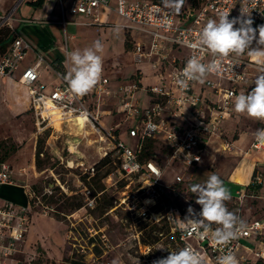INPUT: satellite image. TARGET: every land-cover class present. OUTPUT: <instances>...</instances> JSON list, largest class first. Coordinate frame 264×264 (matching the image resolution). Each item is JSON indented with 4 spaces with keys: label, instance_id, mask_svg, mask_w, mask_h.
<instances>
[{
    "label": "built area",
    "instance_id": "2783aa9c",
    "mask_svg": "<svg viewBox=\"0 0 264 264\" xmlns=\"http://www.w3.org/2000/svg\"><path fill=\"white\" fill-rule=\"evenodd\" d=\"M12 8L0 12V31L7 28L12 32L13 41L5 53L0 50V79L11 80L20 70L21 63L26 59L32 46L25 41L13 26L20 7L25 3L37 4L41 0H14ZM57 10L56 23L64 31V44L60 48L64 54L54 72L58 84L47 85L41 80V65L44 62L39 57L36 64L26 68L21 73L19 83L28 89L31 104L36 115L42 121L57 118L60 121L73 116L83 117L86 125L92 126L103 133L104 142L112 146L111 152H105L102 159L109 155L113 159L120 181H125L122 198L116 202L115 209L121 208L130 216L142 218L147 223L161 224L167 221L171 227V239L155 244H141L140 257H132L141 264H153V261L165 258L170 251H178L185 246H191L200 253L205 264H216L217 257L224 252L231 251L235 256L241 249H245L255 256L256 261L240 256L238 264H264V250L255 253L244 245L246 240H264V218L261 220L244 222L236 239L227 247L216 245L211 234L201 239L196 234L182 233L172 222L169 215H182L173 207L174 199L179 196V185L184 181L177 174L175 179L167 184L164 181L165 168L161 165V156L152 151L145 157L146 145L153 142L165 152L169 164L195 168L203 163L204 153L210 140L218 137L226 117L234 113L233 98L241 92L245 94L255 86L254 80L264 74V57L249 56L245 51L239 57L231 55L225 59V67L235 63L233 69L221 75L211 74L199 88L200 83L192 82L190 87L181 91L176 84V78L186 65L191 50L183 43L184 40H194L209 19H218L220 12H229V19L252 21L251 27L256 30L264 26V0H55ZM245 14H242V11ZM103 12H112L123 19V28L130 37L138 33L144 38L140 41L132 40V57L134 63L141 68L145 63L150 64L157 74V83L143 88L138 78L128 84L119 86L115 91H109V79L103 78L94 87L90 98L75 96L68 90L64 79L70 63L67 59L68 26H85L102 28ZM235 27H240L237 23ZM254 40L252 49L264 48ZM204 62L212 57L204 53ZM257 59L261 62L257 63ZM103 73V71H102ZM146 91L151 98L148 106L142 107L135 99L140 91ZM204 90L212 91L216 101L207 100ZM113 97L116 101L117 112L123 117L124 124L129 125L126 130L128 142L119 139L116 126L105 129L101 124L104 98ZM253 149L260 150L262 144L255 141ZM112 155V156H111ZM96 168L88 170L94 175ZM13 170L6 162H0V185L14 184ZM109 179H112L111 177ZM135 182L136 190L132 185ZM254 183L264 187L262 173H257ZM90 194V192H88ZM33 201V194L28 192ZM87 206L93 208L94 199L87 197ZM159 207H164L163 210ZM45 213V212H44ZM45 215L48 216L46 212ZM159 217V218H158ZM29 209L9 201L0 202V264H20L14 256L23 252L27 232L31 225ZM240 220V219H239ZM242 221V220H240ZM218 227L212 224V229ZM95 235H99L98 232ZM95 237V236H93ZM103 244L102 249L109 250L108 238L102 234L98 236ZM71 238L68 237V240ZM136 246H129L132 250ZM34 259H31L33 261ZM31 261L28 264H31ZM136 264V262H135Z\"/></svg>",
    "mask_w": 264,
    "mask_h": 264
},
{
    "label": "rangeland",
    "instance_id": "374dc122",
    "mask_svg": "<svg viewBox=\"0 0 264 264\" xmlns=\"http://www.w3.org/2000/svg\"><path fill=\"white\" fill-rule=\"evenodd\" d=\"M33 12L23 7L18 11L17 16L27 17ZM51 29L56 33L58 45L61 46L64 43V31L57 26ZM98 32L96 27L89 29L68 26L66 33L69 37V51L76 47L81 50L91 47L100 36ZM119 33L120 31L118 35ZM10 39L13 40V37ZM110 44L111 47L114 45L112 39ZM117 46L119 47V44ZM32 51L33 48L25 59L26 63L38 58ZM119 68L121 72H117L118 76L131 74L129 66L122 63L118 66V70ZM112 71L110 75L114 74ZM8 88L11 94L0 97V100L2 99L0 102L7 110L10 108L16 112L6 118L3 111H0V144L2 145L0 158L4 157L8 152L6 150H9L11 146L16 147V150L10 153L4 162L8 163L13 170V182L22 187L19 200L22 205L19 203V206L29 209L31 216L47 212L48 216L66 224L69 230L68 237L71 236L69 240L67 238V241H64L59 226L54 227L48 221H41L38 224L41 231L53 233L49 242L54 245L53 250H57L54 255L57 260L40 257L43 260L39 261V257H36L31 261L33 257L28 256L31 253L24 252L14 256L15 260H20V264H28L30 261L31 264H135V262L141 264L124 255V246H136L132 250V256L140 257L138 241L141 244H155L172 240L173 224L166 220L161 224L153 225L154 223L142 221L140 217L130 216L121 208L115 209L116 202L123 196L126 183L120 181L112 157H108L110 162L107 164L101 162L103 154L112 150L109 142L102 140V132H98L90 125L81 128L82 123H78L75 116L64 121L55 117L43 122L32 107L26 87L19 84L15 78ZM235 116L234 121L237 127L240 123L251 122V118L246 115ZM102 123L105 125L106 120L104 119ZM235 123H229L230 130L236 126ZM128 128L129 125L122 127L123 131ZM125 138V142H128L127 133ZM4 146L6 150L3 149ZM154 151L162 157L161 165L165 168L164 181L167 184L171 183L177 174L184 179L178 186L179 196L174 199L173 207L185 216L189 206L199 213L201 206L195 203L196 197L189 191V185L205 183L214 171L208 167L204 169L197 166L186 169L176 163L169 164L166 152L159 145H155ZM38 152H41L40 157H37ZM91 167L96 168L94 175L88 174ZM110 177L112 179H109ZM132 188L136 190L135 182ZM28 192L33 194V201L29 198ZM87 197L94 199L93 208L87 206ZM247 198L243 209L253 208L257 204V200L251 195ZM80 202L83 208L78 211H73L69 207L71 203ZM229 206L231 210L232 206L235 207L232 203ZM159 209L163 210L164 207ZM256 210L260 209L256 208ZM163 212L165 215L166 211L163 210ZM97 232L99 235H95ZM102 234L108 238L109 250L102 249L104 247L98 237ZM41 244L37 243L31 247V250L34 249L38 254L39 250L43 252Z\"/></svg>",
    "mask_w": 264,
    "mask_h": 264
},
{
    "label": "crops",
    "instance_id": "0c3cea01",
    "mask_svg": "<svg viewBox=\"0 0 264 264\" xmlns=\"http://www.w3.org/2000/svg\"><path fill=\"white\" fill-rule=\"evenodd\" d=\"M41 1V4L38 5L31 3L23 4L20 7V10L23 7H26L29 12H34L27 17L17 16V19L20 20L21 18L23 19V22L18 21L14 22L13 24V26L16 27L19 35L32 46V53L36 54L38 58L30 63H26L24 60L21 63L20 70L15 74L13 79H0L1 98L11 94L10 89L8 88L11 82L16 78L19 83V78L23 70L34 66L39 57H42L44 60L40 68L42 82L47 85L59 83L56 79L53 67L55 66L54 64H57L64 59V54L60 49L64 43L61 44V46L58 45L57 35L51 29L54 26L60 27L59 24L56 23L58 18L56 1ZM14 3V0H0V12H8ZM102 19L107 25L102 28H96V30L99 31L98 33H100V36L99 38H96V41L100 40L104 45V51L101 53L103 58L102 77L109 79V85L107 86L108 90H117L119 86L128 84L136 79L138 74V78L141 80L143 88H147L150 85H155L158 81L157 74L152 70L150 64L145 63L141 68H139V66L134 63L132 57V43L134 41H140L144 37L138 33H133L129 37L127 31L123 28V25L126 24V22L112 12H103ZM71 26L75 28H93L85 26ZM117 26H119L120 29L119 35L116 32H113V29ZM9 34L10 37H13L11 31ZM110 39H112L114 42L112 47L110 44ZM118 44L119 47L117 46ZM67 47L69 50V44H67ZM75 49L80 48L76 47L73 50ZM123 56H127L129 59H126ZM122 63L131 68V74H127L126 76H118V73L121 72L120 68L118 70V66H121ZM111 71L114 73L113 75H110ZM202 87L203 85L200 84L199 88ZM93 91L94 88L89 93L85 94L89 102L92 104L93 100L90 98V96ZM204 97L211 101L217 100L215 94L210 90H204ZM135 99L142 107L148 106L151 101L150 95L144 90H140L136 94ZM0 101H2V99ZM0 106H2L0 107V111H3V113L6 115V118L8 115H14L16 112V110H11L10 108L7 110V108H5L1 102ZM102 110L105 112L100 120L103 127L105 129H109L116 126L119 139L125 141V134L127 131H123L122 129V127H125L124 119L117 112L116 101L113 97L104 98ZM235 115H237V113L234 111L232 115L225 118L219 136L213 137L210 140L207 150L204 153L203 163L199 166L204 167V169L208 167L223 180L224 186L229 190L231 195V199L225 201V205L230 212L233 211V213L244 222L261 220L264 218V187H262L260 190H256L258 185L254 183V175L255 173L257 174L260 172L264 178V144H262V148L260 150H255L252 146L256 141L254 132L257 129L264 128V121L251 118V122L249 124L240 123L239 127H237V124L234 121L236 117ZM104 119L106 120L105 125L102 123ZM229 123H235L236 126L232 127L233 130H230L231 127ZM236 131H238V134H236ZM20 188L22 187L15 183L0 185V202L9 201L19 205L22 192ZM248 195H251L253 199L257 200V204L254 206L255 209L254 207L243 209V207L246 206L245 202L248 199ZM227 203H232L235 205V207L232 206L231 210L229 204ZM20 205L22 204L20 203ZM256 208L260 210L257 211ZM256 217H259V219H256ZM41 221H48L49 223H52V226L54 227L59 226L62 231L61 236L64 238V241H67L69 230L66 224L45 214H35L32 216L31 225L27 232L23 252L26 254L31 253L28 255L30 258L33 257L31 259H36V257H39V261L43 260L40 257H47L48 259L57 260L54 257L56 253L55 251L57 250H53L54 245L49 242V238L53 233L41 231V227L38 225L41 223ZM40 241L43 243L41 244ZM37 243L42 245L41 249L43 250V252H41L38 249L39 254L34 251V249L31 250V247L35 246ZM244 245L255 253H259L264 250V240L261 239L257 241L253 239L246 240ZM128 249V246H124V255H127L129 259L133 260L132 252ZM36 254L38 256H36ZM240 256H245L252 259L253 261H256L255 256L250 254L245 249H241L238 252L236 258L239 259Z\"/></svg>",
    "mask_w": 264,
    "mask_h": 264
},
{
    "label": "clouds",
    "instance_id": "9594fccd",
    "mask_svg": "<svg viewBox=\"0 0 264 264\" xmlns=\"http://www.w3.org/2000/svg\"><path fill=\"white\" fill-rule=\"evenodd\" d=\"M242 11V14H245ZM239 23L240 27H235ZM252 21L229 19V12H220L218 19H209L197 34L194 40H184L183 43L191 50V55L184 68L176 78V84L181 91L190 87V83L203 84L211 74L221 75L233 69L235 63L225 67V59L231 55L236 57L248 52L249 56L264 57V48L252 49L254 40H257L256 30L251 27ZM118 34L119 26L114 29ZM257 44L264 46V26L258 29ZM104 45L100 40L94 41L91 47L83 50L75 49L66 52L70 63L64 79L68 90L75 96H84L89 93L100 81L103 71L101 53ZM204 53L212 59L204 62ZM257 59V63L260 64ZM254 87L246 94L241 92L234 95L233 105L237 114L264 121V74L254 80ZM258 143L264 144V128L254 132ZM189 191L195 195V203L201 206L199 213L189 206L187 215L181 219L178 215L172 216V222L182 233L196 234L204 239L211 234L216 245L227 247L236 239L239 231L244 227L243 221L230 212L225 201L231 199L229 190L223 180L215 173L210 175L203 184L189 185ZM212 224L218 225L212 229ZM153 264H205L200 253L191 246H185L178 251H170L165 258L153 261ZM216 264H238L236 256L229 250L217 257Z\"/></svg>",
    "mask_w": 264,
    "mask_h": 264
},
{
    "label": "trees",
    "instance_id": "16d2710c",
    "mask_svg": "<svg viewBox=\"0 0 264 264\" xmlns=\"http://www.w3.org/2000/svg\"><path fill=\"white\" fill-rule=\"evenodd\" d=\"M42 1H40L39 3L35 4V5H38V4H41ZM9 29H3L0 31V50H1V53H5L8 49V47L10 46V44L12 43V39H10V34H9ZM9 40V41H8ZM8 41V42H7ZM58 64V63H57ZM57 64H54L56 67H57ZM118 135V134H117ZM154 147L155 145L153 144V142H149L147 145H146V152H145V157H149L151 154H152V151H154ZM2 148V145L0 144V149ZM4 150H6L5 146L3 147ZM16 150V147L15 146H11V148H9V150H6L8 152H6V154L4 155L3 158H0V162H4L6 160V157H8V155L10 153H12L13 151ZM40 154L41 152H38L37 153V157H40ZM110 157V155L108 156ZM107 158H104L101 160L102 163L104 164H107L110 162V159ZM39 163V162H38ZM37 163V164H38ZM255 176H256V173L254 175V179H255ZM252 187V186H250ZM262 188L261 185H258L256 187V190H260ZM70 200V199H69ZM32 202V201H31ZM69 207H71V209L73 211H78L80 210L81 208H83V204L82 202L78 203V204H73L71 203L69 205ZM58 220V219H57ZM55 264V263H53Z\"/></svg>",
    "mask_w": 264,
    "mask_h": 264
},
{
    "label": "bare ground",
    "instance_id": "6f19581e",
    "mask_svg": "<svg viewBox=\"0 0 264 264\" xmlns=\"http://www.w3.org/2000/svg\"><path fill=\"white\" fill-rule=\"evenodd\" d=\"M75 118V117H74ZM75 120L78 122V123H82V126L81 128H84L86 126V120L83 118V117H77L75 118Z\"/></svg>",
    "mask_w": 264,
    "mask_h": 264
}]
</instances>
